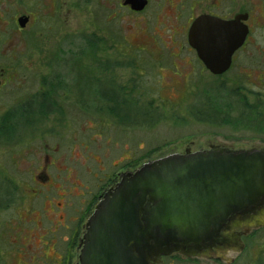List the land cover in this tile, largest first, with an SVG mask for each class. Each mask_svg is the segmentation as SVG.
<instances>
[{
    "label": "rangeland",
    "instance_id": "rangeland-1",
    "mask_svg": "<svg viewBox=\"0 0 264 264\" xmlns=\"http://www.w3.org/2000/svg\"><path fill=\"white\" fill-rule=\"evenodd\" d=\"M120 1L58 0L57 16L48 0H0V67L9 66L7 51L25 50V55L14 56L19 63H11L35 67L22 82L37 83L44 62L50 65L46 72L51 76L54 67L67 76V88H74L76 98L62 96L67 98L62 103L64 117L47 122L44 137L66 159L70 146L77 145L74 174L60 172L53 186L28 183L32 170L27 169L14 170L15 183L9 187L0 183L1 249L3 243L24 242L22 229L35 227L20 218H35L42 230L57 226L54 241L64 243L73 235L71 241L77 243L87 219L86 201L108 187L109 178L149 160L211 144L264 148V132L246 128V123L235 126L244 110L250 116L246 122L264 121V78H256L264 74L250 68L253 64L248 67L242 52L232 71L214 75L188 44L189 19L200 14L208 0H150L136 17L120 8ZM246 3L238 0L239 11ZM27 12L45 21H31L26 30L17 31V15ZM261 14L264 17V10ZM254 34L258 38L246 51L258 55L264 51V24ZM28 53L31 57H26ZM259 55L264 60V54ZM75 174L78 180L72 181ZM75 183L86 188L78 189ZM7 189L9 198L4 194ZM64 202L62 210L57 204ZM11 224L15 231L7 229ZM243 242L241 253L227 255L234 258L230 263L170 256L164 264H264V227L249 232Z\"/></svg>",
    "mask_w": 264,
    "mask_h": 264
},
{
    "label": "water",
    "instance_id": "water-1",
    "mask_svg": "<svg viewBox=\"0 0 264 264\" xmlns=\"http://www.w3.org/2000/svg\"><path fill=\"white\" fill-rule=\"evenodd\" d=\"M143 10L148 0H124ZM202 15L188 41L214 75L225 73L248 35L239 21ZM25 27L26 17L19 18ZM264 227V150L209 149L170 154L123 173L101 197L80 240L78 264H159L180 253L241 252L243 232ZM232 261L230 258H224ZM229 259V260H228Z\"/></svg>",
    "mask_w": 264,
    "mask_h": 264
},
{
    "label": "flooded vegetation",
    "instance_id": "flooded-vegetation-1",
    "mask_svg": "<svg viewBox=\"0 0 264 264\" xmlns=\"http://www.w3.org/2000/svg\"><path fill=\"white\" fill-rule=\"evenodd\" d=\"M41 1L43 2L45 0ZM48 1L54 7V13L58 16L56 8L58 0ZM123 1L124 0L120 1L119 7L126 8V12H128L131 17L139 16L141 13L146 11V8L150 4V0H148V3L143 10L136 11L130 5H124ZM200 3H202V0ZM257 3L262 4L257 6L255 5ZM246 5L247 7L239 11L238 0H213L212 3L208 0V3H205L201 8V13L198 15L192 14V17L189 19L187 38L192 21L200 15L216 17L222 21H235L239 15L246 16L245 19L242 17L239 21L247 25L248 35L246 36L244 44L233 54L230 68L220 76H223L234 69L239 61V55L242 52L247 54L245 55V59L248 64L247 66L249 67V64H253L254 67L250 68L259 72V74H264V60L259 57V54H264V51H258V55L251 53V51L256 53L254 50H251L250 52L246 51L248 44H252L254 39L258 38L254 34L255 29H260L262 24H264V17L261 14V10H264V0H247ZM199 6L201 7V4ZM35 14L36 13L33 12L18 14L16 17L17 25H19L18 21L21 17H26L28 22L25 27H18L15 23L17 31L26 30L27 25L30 26L31 21H45V18L42 19L43 17H41V15L39 17ZM124 14H126L125 11ZM34 16L35 18L32 20V17ZM7 52V61L9 62V66L0 67V183L9 187L15 183L14 170L18 169L22 172V170L27 169L32 170L29 171V177L26 179L28 183H38L41 184L43 188L46 186H53V181L60 180V172L65 171L64 174L68 172L71 173L74 169L76 162H73L72 160L76 155L77 145L74 142L72 146H70V156H67L66 159L60 153L58 148L47 145L44 137L46 134L45 126L47 122H58L62 117H64L63 113L66 109L62 108V103L67 98L62 99V96H68V94H70L72 98L71 100H73L76 98V93L73 92L74 88H67V76L60 73L56 67L51 66L55 68L52 76L50 73H47L50 65H46L45 62V65L41 67V73L37 77V83L36 81L27 83L22 82L21 79L27 78L25 73H28L29 70H35V67L28 65L15 67L11 65V63L20 62H16L17 60L14 59V56L16 54L20 55V57L25 55V50L17 52L15 50H10ZM26 57H31V55L28 53ZM42 68L44 70H42ZM252 73L254 74V71H252ZM31 77L32 76H30V78ZM256 78L258 80H262L264 76L258 75ZM243 98H245V101L249 102L246 97ZM260 101L257 103L259 108L262 106ZM240 104L243 106L246 105L245 103ZM90 105L94 104L92 103ZM90 105L89 103L87 104V106ZM113 112H115V110H113ZM240 114L243 117L244 123H247L246 121L250 120V116H246L245 110ZM250 149L264 150L263 147H253ZM72 174L74 173L72 172ZM120 175L121 173H119V175L114 179L112 177L109 178L108 182L110 183L108 184V187L104 188L101 192H96L95 195L91 196L90 199L86 201L87 206L84 216H87V219L97 202L100 200L102 194L107 188L118 182ZM94 177H97V175H94ZM23 179L24 178H20V180ZM62 179H66V177H63ZM77 180L78 175L75 174L72 181ZM74 185L78 189L86 188L79 183H75ZM38 187H40V185ZM4 194L9 198L11 191L7 189ZM81 195L85 196V192H82ZM65 196H67V194L63 197L65 198ZM57 205L63 210L66 204L64 202L62 206L61 203ZM46 212L48 213V211H45V213ZM65 215V213L61 214V218H65ZM45 216L48 217L47 215ZM20 219L25 220L28 223H35V227H32L30 230L22 229L24 234L22 239L24 242L12 241L9 244H2V249L0 248V264H78L81 237L77 238V243L73 240L71 241L73 235L71 236L70 241L64 243L54 241L53 235L59 229L57 226H55L54 230H52V228L42 230L36 225L37 222L35 218H31L32 220L29 221L27 219ZM10 220H13V216H11ZM39 223L42 222H38V224ZM84 227L85 224L83 225V230ZM66 228L68 227L66 226ZM7 229L15 231L14 224H11L7 227ZM76 230L77 229H75L73 234L76 233ZM240 231L243 232V239L247 234L243 229ZM221 252L222 256H219L216 251H214V253H211V257L189 258L183 255L177 256L176 254L171 256L190 260L207 258L227 261L224 259V256H227L230 252L239 254L242 251L235 252L233 250H229L227 252ZM165 258H162L159 264H164ZM232 261H234V258ZM227 262L230 263V261Z\"/></svg>",
    "mask_w": 264,
    "mask_h": 264
},
{
    "label": "trees",
    "instance_id": "trees-1",
    "mask_svg": "<svg viewBox=\"0 0 264 264\" xmlns=\"http://www.w3.org/2000/svg\"><path fill=\"white\" fill-rule=\"evenodd\" d=\"M93 45L95 46L94 42H93ZM101 96H102V98H108L109 96H111V94L109 96H106V95L102 94ZM239 118L241 120L235 121V126H238L240 124H242L244 126L245 123H244L243 118H241V117H239ZM120 119H121V117H120ZM121 121H122V119H121ZM246 124H247V125H245L246 128H250V129H252L254 131H262V132H264V122L263 121L254 120L253 122H249V123L247 122ZM177 256H179V255H177Z\"/></svg>",
    "mask_w": 264,
    "mask_h": 264
}]
</instances>
